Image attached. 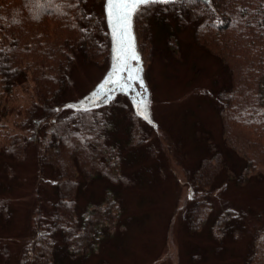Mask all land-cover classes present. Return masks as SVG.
<instances>
[{"label":"trees","instance_id":"trees-1","mask_svg":"<svg viewBox=\"0 0 264 264\" xmlns=\"http://www.w3.org/2000/svg\"><path fill=\"white\" fill-rule=\"evenodd\" d=\"M182 26L189 41L171 32ZM135 28L149 61L189 59L185 42L217 62L221 77L204 95L214 97L227 142L247 150L234 181L264 185V0L150 2L137 10ZM110 48L105 0H0V222L13 215L7 192L20 177L1 157L34 164L30 223L15 250L0 235V264H114L103 250L121 247L127 224L121 189L141 177L128 154L145 146L148 129L123 93L89 108L74 105L91 90L75 96L79 69H107ZM211 139L202 137L207 152L221 153L219 145L210 149ZM201 176L204 186L214 185V174ZM224 180L216 186L222 189ZM191 189L201 195L195 182ZM262 209L225 202L208 226L199 219L189 229H207L206 242L191 259L219 254L247 232L242 264H264V219L251 227Z\"/></svg>","mask_w":264,"mask_h":264},{"label":"rangeland","instance_id":"rangeland-1","mask_svg":"<svg viewBox=\"0 0 264 264\" xmlns=\"http://www.w3.org/2000/svg\"><path fill=\"white\" fill-rule=\"evenodd\" d=\"M175 31L182 40L189 41L190 30L186 26L174 28L171 32ZM135 34L137 38L136 28ZM141 42L137 38V49L144 69L142 76L146 81L140 91L142 100L146 101L143 110L148 116L147 121L139 114L142 106L138 110L134 108V112L149 124L145 123L148 136L143 142L145 146L136 147L134 155L128 154L129 158H135L134 167L138 168L141 177L139 184L134 182L135 186L121 189L126 207L122 221L127 223L125 233L120 235L123 238L121 247L109 244L103 254L111 257L114 264H242L240 257L247 252L249 244L250 233L247 232L242 233L238 240L227 242L219 254L208 253L198 262L191 259L196 247L206 242L204 232L207 229L195 232L189 229L196 228L199 219L206 217L208 226L214 218L213 212L216 214L225 202L240 204L245 208L252 202L260 205L264 211V185H237L234 181L235 174L241 171L247 150L240 145L234 148L232 142H227L213 104L214 97L204 95L206 90L212 88L214 79L221 77L218 64L197 47L185 42L183 44L190 49L189 59L182 58L172 64L159 58L149 61V49L141 47ZM193 63L202 67L198 74L192 67ZM107 70L79 69V92L75 96L87 89H94ZM148 89L151 98L147 95ZM93 94L81 100L89 102ZM208 136L213 138L210 149L219 145L221 153L207 152V141L203 142L202 137ZM4 143V138L0 139V149ZM4 158L16 167L20 176L17 182H13L14 189L7 192L13 199V215L8 223L0 222L1 237L4 241L9 240L10 247L15 250V243L21 234L24 235L30 223L34 164L31 158L17 162L2 156V162ZM206 158L209 162L204 167L201 164ZM201 174H214L213 188L204 186ZM222 179L225 180L220 189L216 185ZM194 182L202 196L194 197L191 189ZM46 190L51 191V186ZM92 191L97 192V187H93ZM208 200L211 202L209 206L204 204ZM198 209L200 211L197 212ZM253 219L255 223L251 227H259L264 214L255 215Z\"/></svg>","mask_w":264,"mask_h":264},{"label":"water","instance_id":"water-1","mask_svg":"<svg viewBox=\"0 0 264 264\" xmlns=\"http://www.w3.org/2000/svg\"><path fill=\"white\" fill-rule=\"evenodd\" d=\"M141 5H139L131 15L130 28H122L119 22L114 23L109 16L108 0H105V15L111 37L110 65L107 68L108 70L102 80L95 86L94 89L92 88L89 93L85 95L89 96L92 92L98 93L99 98L97 99L93 96L89 102H84L81 100L83 98L82 97L74 104L76 108H89L90 106L99 104L101 100H105L107 102L111 101L119 93H123L130 97L132 99L133 108L136 110H138V107L141 106L140 102L142 101V93L140 90L145 86L146 81L144 75L142 76L144 69L137 49V38L134 28L135 14ZM125 32H127L128 35H124ZM131 54H135L138 59H131ZM118 68V82L108 83L109 78L113 81H117V76L113 74L116 73ZM108 74L109 76L106 77ZM129 76L132 77L131 80L128 79ZM102 84L104 85L103 89L100 88ZM147 95L151 98V92L149 89ZM150 117L152 121H154L152 116ZM143 118L145 119V116ZM151 119L149 118L148 120L151 122ZM145 120L147 121V119Z\"/></svg>","mask_w":264,"mask_h":264},{"label":"snow or ice","instance_id":"snow-or-ice-1","mask_svg":"<svg viewBox=\"0 0 264 264\" xmlns=\"http://www.w3.org/2000/svg\"><path fill=\"white\" fill-rule=\"evenodd\" d=\"M150 2H165V0H108V12L109 16L113 20V22H119L122 28H130V19L132 13L136 10V8L141 4H147ZM124 35H128L127 32L124 33ZM131 59H138V57L135 54H131ZM118 73L119 68L116 70V73L113 75L117 76V81H113L111 78H109L108 83H114L118 82ZM129 80L132 79L131 76L128 77ZM101 89L104 88V85L102 84L100 86ZM93 96L95 98H99L98 93H94ZM107 98V97H105ZM142 110L140 112L141 115L145 116V119H147V115L145 114V111L143 110V106L146 104V101H141Z\"/></svg>","mask_w":264,"mask_h":264}]
</instances>
